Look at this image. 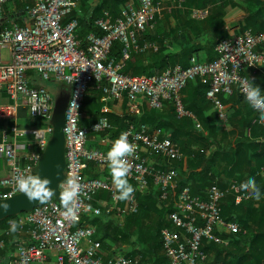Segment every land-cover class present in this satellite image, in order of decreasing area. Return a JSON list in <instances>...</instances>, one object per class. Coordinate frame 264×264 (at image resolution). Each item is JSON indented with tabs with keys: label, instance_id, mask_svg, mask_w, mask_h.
Wrapping results in <instances>:
<instances>
[{
	"label": "built area",
	"instance_id": "built-area-1",
	"mask_svg": "<svg viewBox=\"0 0 264 264\" xmlns=\"http://www.w3.org/2000/svg\"><path fill=\"white\" fill-rule=\"evenodd\" d=\"M11 1L14 0H0V15L8 18L17 13L23 25L9 22V18L8 23L12 26L4 25L0 30V94L8 99L7 103L0 102V121L12 123L0 129V159L9 165V174L0 178V198L21 193L16 186L18 179L37 177L34 169L53 132L56 98L47 86L50 83L70 87L64 112L66 174L70 173L79 184V197L75 219L64 217L65 209L54 197L25 215L20 228L28 227L30 243L18 245L17 255L10 264H47L51 251L58 253L57 264H105L101 256L102 243L96 239V227L79 225L87 215L102 214L95 206V197L100 190L109 191L112 198L118 200L112 184L87 178L85 174L89 163L99 167L108 165V152L86 147L90 134H100L112 127L105 116L89 127L79 126L80 110L89 85L95 83L110 98L121 99L125 95L132 104L146 97L155 109H161L166 101L173 102L180 117L194 118L193 113L184 108L182 90L188 82L200 78L209 85L208 100L219 109L221 120L226 122L220 95L229 96L235 90L243 95V89L253 85L246 72L264 66V50L259 49L264 45V32L254 34L247 29L241 35L223 39L215 47L217 58L214 61L199 62L193 57L188 67L177 64L159 75L130 76L122 72L125 58L117 63L110 58V50L118 41L126 51L157 52L159 45L140 41L139 34L155 28L165 0L131 2L116 18L108 11L104 12L103 17L95 21L97 31L87 36L86 49L80 48L78 40V16L84 13L83 2L89 5L91 13L97 0H19L24 6L3 17V6ZM178 4L183 8V1ZM208 16L207 9L194 8L191 12L196 21ZM22 108L31 118L43 120L48 125L34 141H22L25 132L17 128ZM196 127L200 129L201 125L197 123ZM124 133L137 149L135 155L128 158L131 169L128 179L139 190L147 189L152 180L160 189L161 200H169L177 172L150 165L144 152L162 156L167 161H181L185 155L180 147L169 138L160 139V130L151 135L145 124L137 127L129 123ZM234 191L237 205L250 199L237 184L225 189L215 188L206 200L193 196L189 187L180 190L174 203L175 210L167 218L172 228H164L161 232L164 254L170 264H207L206 243L228 245L223 234L241 233L240 224L224 219L220 210L223 200ZM138 210L139 203L133 195L129 199L128 213L134 214ZM4 247L5 239L1 238L0 250ZM140 260L123 255L106 264H140Z\"/></svg>",
	"mask_w": 264,
	"mask_h": 264
},
{
	"label": "trees",
	"instance_id": "trees-1",
	"mask_svg": "<svg viewBox=\"0 0 264 264\" xmlns=\"http://www.w3.org/2000/svg\"><path fill=\"white\" fill-rule=\"evenodd\" d=\"M167 1L169 3V0H165V3ZM180 1H183V8L178 7L177 9L181 14L186 11L189 18L188 23H180L176 30L172 31L173 38L175 40L178 38L180 30L192 29L196 35H206L213 32V42L208 41L210 43H207L205 47H198L195 45L188 46L186 45L187 41L184 40L185 43L181 42L183 46L181 54H164V40L150 32L146 34V37L160 45L157 52L126 51L125 46L117 41L113 44L109 55L117 63L125 58L123 74L149 77L162 74L168 68L179 63L183 67H188L191 58L198 57L199 53L205 49L215 53L214 60L217 58L214 49L220 41L227 37L223 31L224 17L228 7H235L237 3L234 0H176L177 6ZM20 2L22 8L24 2ZM131 2H136V0H98L91 13L89 12V5L83 2L84 14L78 16L80 26L77 34L80 48H87V36L89 33L97 31L94 25L95 21L103 17L104 12L108 11L116 18L122 9ZM243 2L246 3L245 9L247 11L245 28L251 29L255 34L264 32V0H262L263 4H258V0H243ZM255 3L258 6L254 5ZM194 8H207L209 16L202 21L192 19L191 12ZM9 18V22L15 21L23 25L17 13H13L8 18H2L0 15V30L8 23ZM156 23H160L158 19ZM100 34L102 35V33ZM208 87L206 82L203 83L202 79L196 78L188 82L182 90L184 108L193 113L195 119L201 124V129L195 127L193 117H180L174 103L168 101L164 102L163 109L150 108L151 111L146 113L140 123L136 122L134 116L131 117L129 112H125V116L112 118L111 112L108 111V105L105 106L101 102L94 103L96 96L100 95L101 98L105 95L102 90L98 89L95 83H91L87 89L80 110L79 126L81 128L97 122L104 116L109 118L111 126L117 124L122 131L127 129L129 123H137V126L149 124L152 130L151 135L160 130V139H171L185 155L181 161L167 162L166 160L162 163V158L149 153L144 154L149 160L157 162V167L174 169L177 172V179L175 186L173 185L170 189V197L167 201L161 200L160 189L154 185L152 180H150L147 189L137 192L139 210L137 213L129 214L127 226L121 232L124 237L131 238L134 233L132 229L137 226V221L142 218L147 220L145 232L140 225L136 233L138 235L143 233L145 238H149L148 249L138 253L134 251L129 256L134 258L141 253L139 254L142 256L140 264L147 262V257L153 254L157 255L160 249L163 250L161 232L164 228H172V224L166 220L165 215L175 210L174 203L180 190L189 187L193 196L206 200L215 188L225 189L233 184L241 186L242 183L252 177L256 179L261 189L260 200L250 198L237 205L235 202L237 193L234 191L220 205L223 218L229 221L235 220L240 224L242 231L230 237L229 247L218 250L220 261H217V264H264V137H262L264 136V125L257 123L259 122V114L249 107L245 97L237 91L229 96L220 95L223 106L231 111L225 112L227 122L221 120L219 109L207 98ZM106 97L109 96L106 95ZM254 120H257L256 123H253ZM9 125L11 126L12 123L10 122ZM227 125L231 128L227 129ZM248 129H250V136L246 134ZM169 132L170 135H168ZM95 165V163H89L86 171V175L92 179ZM101 168L105 171L107 168L109 169L108 165L101 166ZM109 194L111 195L110 192ZM257 205L261 206L260 210ZM27 214L23 213L5 219L0 223V229L5 225L10 228L11 222L17 224L19 219ZM86 217L79 225H84L90 221L93 226L97 227L96 239L102 244L111 243V239L115 240L110 234V229L102 223V216H94L91 220ZM253 224H257L258 228L252 226ZM246 230L247 233H245ZM138 242H134L133 245L136 250L137 246H141ZM204 249L206 252L205 245ZM223 254L226 255L222 256ZM159 258L161 259L160 263L163 264L168 260L167 257L160 256ZM155 264L159 263L156 262Z\"/></svg>",
	"mask_w": 264,
	"mask_h": 264
},
{
	"label": "crops",
	"instance_id": "crops-1",
	"mask_svg": "<svg viewBox=\"0 0 264 264\" xmlns=\"http://www.w3.org/2000/svg\"><path fill=\"white\" fill-rule=\"evenodd\" d=\"M139 0H136V4H138ZM237 5L235 7H228L227 9V14L224 17V26H223V31L227 34L226 38L241 35L245 30L246 25V18H247V11H246V3L243 2V0H234ZM98 2V0H97ZM258 4H263L262 0H258ZM254 5H257L255 3ZM258 6V5H257ZM199 9V8H198ZM207 9V8H205ZM84 13H82L83 15ZM168 14V13H167ZM164 14L158 17V20L160 23L155 24V28L153 30L147 31L145 33L139 34V40L140 41H150L146 37V34L148 32L152 33V35L157 36L158 38H162L164 40L165 44V50L164 54H181L183 51V46L181 45V42L187 41L188 46L195 45L198 47H205L207 43H212V35H214L213 32H209V34L206 35H196L193 33L192 29L189 30H180L178 38L175 40L172 35V31L176 30V27L180 25V21L176 20L175 17L171 16V14ZM4 17V15H3ZM23 24V23H22ZM7 26V24H5ZM249 29V28H248ZM251 30V29H249ZM253 32V31H252ZM254 33V32H253ZM263 32H257L256 34H260ZM255 34V33H254ZM185 36V37H184ZM210 41V42H208ZM153 42V41H151ZM156 43V42H155ZM185 43V42H184ZM158 44V43H157ZM159 45V44H158ZM160 46V45H159ZM261 50H264V45H261L260 48ZM215 50V49H214ZM212 51H201L199 53L198 57L196 58L199 62H210L214 60L213 58L215 57V53H211ZM193 58V57H192ZM181 64V63H179ZM246 75L251 79V82L253 85H258L261 88V94L264 95V66H261L257 68L256 70L253 71H247ZM204 83V81L202 80ZM45 84V83H41ZM46 85V84H45ZM56 86L54 87V96L56 98V101L63 102L67 106L68 100L70 98V87L66 84H55ZM237 91V90H235ZM238 92V91H237ZM100 96V95H99ZM96 96L94 98V103L98 104L101 102V104L107 106L108 105V111L111 112L110 116L112 118H117V117H122L125 116V112H129L131 117L134 116L135 121L140 123L141 119H143L146 116L147 112H150V108H152L148 102V99L146 97H141L139 101L136 104H132L127 97L124 95L122 96L121 99H114L110 97H106V94L101 96ZM184 99V96H183ZM210 101V100H209ZM215 106V105H214ZM23 110H26L25 108H22ZM127 109V110H126ZM163 109V108H161ZM21 110V109H20ZM19 110V115L22 113L24 114L25 112H20ZM225 112H231L229 109L224 107ZM227 116V115H226ZM194 120V125L196 127V124H200L195 117L193 118ZM36 121V120H35ZM134 121V122H135ZM257 120H254L253 123H256ZM259 121V120H258ZM225 122V121H224ZM227 122V121H226ZM3 121H0V129L4 126ZM86 123V122H84ZM261 124L260 122H257ZM137 126V123H134ZM91 125L88 124L85 127H89ZM112 125V124H111ZM143 125V124H142ZM148 127L150 126L149 124H146ZM201 125V124H200ZM264 125V124H262ZM26 127V128H25ZM138 127V126H137ZM227 129H230L231 127L229 125L226 126ZM202 128V127H201ZM200 128V129H201ZM150 129V134H151V127ZM25 132V137L22 139L24 140H29V141H34L36 140V135L39 136V132L37 130L33 129H27V126L24 124L23 129H21ZM124 132L122 131L120 126L117 124L113 125L111 129L100 133V134H90L88 141H87V148L92 149V150H97L101 151L104 153H107L113 146L114 142L121 136V134ZM156 133V132H155ZM154 133V134H155ZM35 134V135H34ZM247 136L248 135V130L246 132ZM33 135V138H32ZM170 135V132L169 134ZM264 137V136H262ZM258 138V137H257ZM148 154L149 152L145 151L144 154ZM150 154V153H149ZM151 155V154H150ZM153 155V154H152ZM162 158V163L166 162V159L162 156H156ZM148 160V163L150 165L155 166L157 162L153 160ZM167 162H173V161H167ZM88 169V168H87ZM87 171V170H86ZM85 171V174H86ZM9 174V165H2L0 166V178L5 177ZM93 179H101L104 181L109 182L112 184L114 190L118 194L113 181L112 177L110 175V170L107 168V170H103L101 167H98L95 165L94 172L92 173ZM87 178L88 175H86ZM95 177V178H94ZM129 183L133 186L135 189L134 195L137 199V192L139 191H144V190H139L136 188V185L128 180ZM109 192L106 190H100L99 193L95 197V206L100 208L102 210V214L100 216L103 217L102 223H104L105 227L110 229V234L115 240L111 239V243H103L102 248H101V256L103 257L104 263L106 264L110 259H113L117 256H127L129 257L132 252L136 251L142 252L148 249L149 246V238H145L143 233L141 235H138L136 232H138L139 226L141 225V229L144 230L145 232V223H147V220H144L142 218L141 220L137 221L136 225L132 230L134 231L133 236L131 238L124 237L123 233L121 230L127 226V221H128V209H129V200H115L112 198L110 195V198H108ZM119 195V194H118ZM258 209H261L260 205H257ZM255 211V210H254ZM166 220H168V214L165 215ZM96 217V216H95ZM25 216H22L18 223L16 224L15 222H11L10 228H8L7 225L2 227L0 229V239L4 238L5 239V247L0 250V264H10V262L16 257L17 255V248L18 245L20 244H27L30 243V235L28 233V227L26 229H21L20 224L23 222ZM88 220H91L94 218L93 215H87ZM15 223L18 225L17 231L12 232L11 227L12 224ZM85 224H91L90 221L86 222ZM256 229L258 228L257 224H253ZM96 227V226H95ZM264 227V226H263ZM21 230H20V229ZM97 229V227H96ZM253 230V228H251ZM11 232V235L7 236L6 232ZM248 231L246 230L245 233ZM230 237L227 234H223V238L228 240V245H213L210 243L205 244V248L207 249V256H208V263L207 264H217V261H220L218 258V250L222 248H227L230 246ZM110 241V240H109ZM139 241V242H138ZM134 242H138V244H141V246H137L136 248L133 246ZM136 244V243H135ZM243 245V244H242ZM210 251V252H209ZM141 254V253H139ZM135 256L136 258H141V255ZM226 254H223L222 256H225ZM57 256L58 253L57 251H51L48 253V262L47 264H57ZM166 257L163 250L160 249L157 253V255H151L150 257H147V262L143 264H155L156 262L159 264L161 259L159 257ZM230 257V256H229ZM164 264H170V261L167 260Z\"/></svg>",
	"mask_w": 264,
	"mask_h": 264
},
{
	"label": "clouds",
	"instance_id": "clouds-1",
	"mask_svg": "<svg viewBox=\"0 0 264 264\" xmlns=\"http://www.w3.org/2000/svg\"><path fill=\"white\" fill-rule=\"evenodd\" d=\"M261 88L258 85H251L243 89V95L246 103L251 109L259 114V122L264 124V95L261 94ZM35 135V134H34ZM136 146L128 141L127 134L122 133L114 142L112 148L107 153V163L112 177L113 184L118 192V199L121 201L133 198L135 189L128 181L130 166L128 158L136 153ZM51 181L47 178L28 177L17 180V188L23 193L30 202L40 201L46 203L54 191L50 187ZM60 199L64 206V217L66 219H75V207L79 197V184L69 173L65 180L61 182ZM240 188L247 192L250 198L260 200L261 189L254 177L249 178L242 183ZM9 205L0 203V209L7 211ZM18 225L12 224L11 231L16 232Z\"/></svg>",
	"mask_w": 264,
	"mask_h": 264
},
{
	"label": "water",
	"instance_id": "water-1",
	"mask_svg": "<svg viewBox=\"0 0 264 264\" xmlns=\"http://www.w3.org/2000/svg\"><path fill=\"white\" fill-rule=\"evenodd\" d=\"M66 105L63 102H57L52 121L53 132L48 139L47 146L44 149L34 171L37 177L47 178L51 181L50 187L54 191V197L62 206L60 199V187L67 176L66 174V136L64 132V112ZM0 203L9 205L7 211L0 209V223L9 217L19 216L23 213H30L35 208L42 206L40 201L30 202L23 194L19 193L11 198L1 199ZM64 207V206H63Z\"/></svg>",
	"mask_w": 264,
	"mask_h": 264
},
{
	"label": "rangeland",
	"instance_id": "rangeland-1",
	"mask_svg": "<svg viewBox=\"0 0 264 264\" xmlns=\"http://www.w3.org/2000/svg\"><path fill=\"white\" fill-rule=\"evenodd\" d=\"M21 2L19 0H14L11 2L6 3L3 6V12L2 15L7 16L8 13H11L13 11H19L21 9ZM179 5L177 6L176 0H169L164 4L163 11L161 12V15H164L165 13L171 14V16L175 17L176 20L180 21L181 23L186 22L188 23L189 14L185 11L184 13H180L177 9ZM180 8V7H179ZM20 25V24H19ZM7 26H12V23H7ZM47 86L54 91L55 84H47ZM0 102L1 103H7L8 99L0 94ZM20 112H25L24 114H18V122H17V128L18 130L23 129V125L25 124L27 126V129H33L37 130L40 135L44 133V131L47 128V123L43 120H36L31 118L29 113L26 110L21 109ZM9 124V123H4ZM26 128V127H25ZM33 138V135H32ZM50 136H48V139ZM6 161L3 159H0V166L6 165ZM105 191V190H103ZM107 192V191H106Z\"/></svg>",
	"mask_w": 264,
	"mask_h": 264
}]
</instances>
